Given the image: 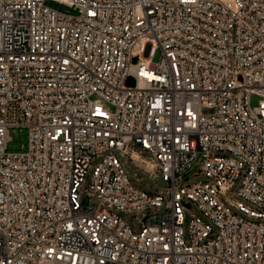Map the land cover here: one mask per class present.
<instances>
[{"label": "built area", "instance_id": "2783aa9c", "mask_svg": "<svg viewBox=\"0 0 264 264\" xmlns=\"http://www.w3.org/2000/svg\"><path fill=\"white\" fill-rule=\"evenodd\" d=\"M48 1L0 0V264H264V0Z\"/></svg>", "mask_w": 264, "mask_h": 264}, {"label": "rangeland", "instance_id": "374dc122", "mask_svg": "<svg viewBox=\"0 0 264 264\" xmlns=\"http://www.w3.org/2000/svg\"><path fill=\"white\" fill-rule=\"evenodd\" d=\"M48 5L56 7L63 12L72 13L73 10L59 5L57 2L49 0ZM159 54L155 56L154 60H158ZM257 99L252 98L251 103L256 104ZM10 140L7 143V149L9 151H20L27 142V131L24 128H17L14 131L12 130L9 134ZM139 155V160L136 162L134 157L130 158L125 162V170L130 178L139 186L147 189H155L157 187H163L164 184L159 180L157 171L152 165V160L150 156L145 153L137 152ZM151 164V166L149 165ZM151 167V168H150Z\"/></svg>", "mask_w": 264, "mask_h": 264}, {"label": "bare ground", "instance_id": "6f19581e", "mask_svg": "<svg viewBox=\"0 0 264 264\" xmlns=\"http://www.w3.org/2000/svg\"><path fill=\"white\" fill-rule=\"evenodd\" d=\"M65 1V0H63ZM131 157L133 158L134 157V160L137 162L139 160V155L137 152H131ZM149 165L151 166V164L149 163ZM151 168V167H150Z\"/></svg>", "mask_w": 264, "mask_h": 264}]
</instances>
